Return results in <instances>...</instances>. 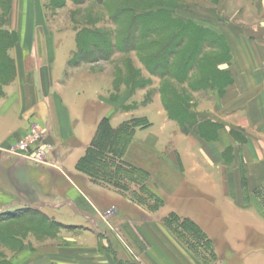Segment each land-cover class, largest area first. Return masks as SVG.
Wrapping results in <instances>:
<instances>
[{"label": "rangeland", "instance_id": "rangeland-1", "mask_svg": "<svg viewBox=\"0 0 264 264\" xmlns=\"http://www.w3.org/2000/svg\"><path fill=\"white\" fill-rule=\"evenodd\" d=\"M54 2L50 3L53 6L47 4V24L53 31H38L36 38L30 36L27 44L30 49L37 43L45 45L41 50L47 55L46 59L51 57L52 44L62 40L74 45L65 76H88L90 84L84 83L81 87L100 90L98 99H87L93 103V109L88 108L84 114L86 122H95L98 118L100 122L87 148L61 145L64 141L56 137L53 120H39V117H30L33 120H27L21 134L16 135L9 146L0 147V171H4L7 191L13 195L0 197V264H42L46 261L44 254L52 258L54 254L72 250L69 235L88 232L86 221L79 224L58 218H70L71 211L68 206L63 207L65 204L61 206L62 212L56 211L52 202L72 195L59 196L54 191L57 186L107 187L121 192L122 195L109 196V201L104 197L102 205L95 203L97 208L104 209L100 212L85 197L79 196V203L89 214H97L99 218L103 214L105 220L101 217V225L105 229L107 222L132 220L138 223L154 219L163 227L159 228L163 234L174 237L201 263L243 264L241 253L232 250L225 240L231 229L215 225L220 219L235 217L233 212L216 213L214 196H206L205 201L190 205L196 209L197 203L206 204L203 210L194 213L201 218L200 222L191 220V214L183 210V201H188L185 198L191 187L185 180L186 174L189 170L197 173L203 169L193 163H182L177 151L170 148L171 144L179 143L181 132L202 144L218 141L216 149L220 145V157L214 156L213 150L207 153L210 150L201 145L206 155L214 156L215 160V167L207 172L219 176L217 180L207 177L203 187L207 193L213 192L220 178L225 177L223 184L232 190L231 198L240 209H247V212H237V220L264 221V179L261 178L264 164H245L239 159L243 152L240 145L247 142L245 132L232 129L220 140L224 123L217 119L198 121L192 113L201 106L200 102L211 98L216 88L223 89L227 84V73L216 66L229 59L224 39L193 21H183H190L180 14L183 0ZM2 18L0 11V27L5 30L0 31V98H6L5 88L17 75L11 50L21 46V36L18 31L8 30V18L1 24ZM144 31L154 32L144 38ZM60 35L62 38L57 41ZM173 36L174 44L167 51L173 47L176 56L167 58L163 53L153 57L155 50L164 48ZM150 42L154 47L147 46ZM192 51L199 53V59L193 58L184 69L183 61ZM44 54L41 55L44 57ZM26 58L33 64L39 61L38 56L32 58L30 54ZM80 90L83 91L80 88L78 93ZM100 107L102 111L97 114ZM149 118L157 121L153 131L156 134L145 136L137 132L134 123ZM165 123L168 126L161 136L160 127ZM36 126H40L36 136L43 134L47 139L43 147L46 159L41 161L34 159L33 152L25 157L26 151L21 145L25 138L35 137L32 129ZM167 140H171L168 148ZM255 145L259 150L256 141ZM260 152L264 154V149ZM11 198L24 205L16 211L7 210L9 204H4ZM98 199L102 202L100 196ZM195 199L190 197L188 203ZM165 205L180 211L172 212ZM258 228L248 229L255 231L250 235L252 245L243 242L247 230H233L240 252L250 251L252 246L264 256V243L259 239L264 236V227ZM113 232L122 235L116 228ZM39 253L44 255L42 261ZM263 256L255 258L254 263L264 264Z\"/></svg>", "mask_w": 264, "mask_h": 264}, {"label": "crops", "instance_id": "crops-1", "mask_svg": "<svg viewBox=\"0 0 264 264\" xmlns=\"http://www.w3.org/2000/svg\"><path fill=\"white\" fill-rule=\"evenodd\" d=\"M48 3L50 4L51 1L12 0V7L8 14V30L19 32L21 46L14 47L11 50L14 53L17 75L13 82L5 88L6 98H0V147L9 146L14 137L21 134L27 120H33L30 117L34 119L39 117V120L46 118L49 120L51 118L57 133L56 137L64 141V144L61 145H65V147L87 148L97 132L100 118L96 119L95 122L88 123L84 114L88 108L89 110L93 109V103H89L87 99H94V97L98 99L100 90L94 91L95 89L92 87L85 86L84 89L81 87V84H90L88 76H71L69 78L65 76L69 62L68 58L75 49L74 45L63 42L61 40L62 35H60L57 41L61 40V42L52 44L49 49V52H52L51 57L48 56L49 59H46L47 55L41 50L45 45L37 43L30 49L27 44L30 36L33 37L34 35L36 38L38 31H53L49 29L47 24ZM50 6L52 5L50 4ZM180 12L183 18L186 17L222 37L227 44L226 49L229 56L228 61L216 65L218 69L228 75L226 86L223 89L216 88L210 99L200 100L202 101L200 102L201 106L195 112L192 110V113L197 116L198 121L217 119L224 123L226 128L221 129L220 140L224 139L227 134L229 135L232 129L241 130L242 133L245 132L247 142L240 145L243 152L239 155V159L245 164H264V154L260 152V149H264V0H183V8ZM42 52L44 57L41 55ZM27 54H30L32 58L38 56L39 61L33 64L32 61L27 60ZM80 88L83 91L80 90L78 93ZM97 104H99L98 101ZM101 111L102 108L100 107L97 114H100ZM166 123L163 127H160L161 136L162 132L166 131L164 127L169 124ZM134 124V128L138 130L137 132L145 134V136L156 134V132H153L157 128V121L154 118L145 119ZM178 138L179 143L176 145L171 144L170 148L177 151L182 163H193L198 168L203 169V172L197 173H192L189 170L186 174L185 180L192 188L190 187L188 190V198H185L188 201H183V210L191 214V220L200 222L201 218L194 213L203 210L206 204L203 202L197 203L199 207L196 209L190 205L195 201H205L206 196H214L213 199L216 203H213V206L216 213L230 211L235 215L230 219L218 220L215 224L216 227H229L231 229L230 233L225 236L227 244L235 252L241 253L240 258L243 260V264H255L254 259L262 258L261 253L263 252L254 251L252 246L250 251L240 252L241 249L235 245L238 240L232 233L235 228L247 230L243 242L246 245H252L253 239H250V235L255 231L251 230L249 232L248 229L262 228L264 227V221L249 219L240 222L237 220V212H247V209H240L236 200L231 198L233 197L231 196L232 190L225 188L223 184L225 177H223L224 180L220 178L221 182L219 181L213 192L207 193L203 187L204 180L207 177L214 180L219 179V176L215 173L210 174V172H207L210 168L215 167L213 157L216 154L220 157L221 151L218 150L220 145L216 149L219 142L213 141L202 144L200 141L191 140L189 135L183 132ZM255 141L260 145L259 150L255 145ZM170 142L171 140H167V145ZM201 145L210 150L207 153H211L213 150L212 152L215 155H206ZM230 145L231 143L227 146ZM217 162L221 163V160L218 159ZM3 174L4 171H0V197H11L13 195L7 191L9 186L4 182ZM10 175L17 176L15 173ZM11 176L9 180H12ZM261 178L264 179V175H261ZM54 189L59 196H73L52 202L53 209L56 211L62 212L66 206L71 211L70 218L66 216H58V218L72 220L76 223L80 222L79 224L86 221L84 224L87 225L88 232L82 234L70 233L69 241L72 244V250L54 254L52 258L49 257L50 255L44 254L46 260H44V263L204 264L180 246L174 237L167 233L163 234V231L159 230L163 227L157 220H144L138 223L132 220H118L113 223L107 222L108 227L105 229L101 225L103 219L105 220L103 214H101L103 219L99 218L97 214H89L79 203V196H83L96 211L100 212L104 209L97 208V205L103 204L104 197H107L105 201H109V196L122 195L121 192L116 190V193L115 190L107 187L95 188L91 186L85 189L78 186H57ZM99 196L102 202H99ZM190 197H196L197 199L188 203ZM11 201L12 198L7 199L4 204L6 206L9 204L7 206L9 211H16L17 207L24 205L15 203L16 200L14 199ZM63 204H65L64 208L61 207ZM165 206L167 210L172 212L178 213L180 211L177 208ZM107 209L105 210L107 211ZM201 224L204 225V222ZM201 224L198 225L202 226ZM114 227L121 230L122 235L114 233ZM259 239L264 243L263 235L259 236ZM44 255H38L40 260ZM30 263L34 264L33 262Z\"/></svg>", "mask_w": 264, "mask_h": 264}, {"label": "trees", "instance_id": "trees-1", "mask_svg": "<svg viewBox=\"0 0 264 264\" xmlns=\"http://www.w3.org/2000/svg\"><path fill=\"white\" fill-rule=\"evenodd\" d=\"M52 1V0H51ZM74 2H77L78 0H73ZM101 2H104V1H106V0H100ZM52 2H54V0L52 1ZM51 2V3H52ZM56 2V1H55ZM54 2V3H55ZM11 3H12V0H0V11L3 13V18H2V20H1V24H3V20L5 19H7L8 18V14H9V10H10V5H11ZM52 5V4H51ZM55 5V4H54ZM53 6V5H52ZM183 21H187V22H191V21H189V20H184L183 19ZM185 26H187V25H185ZM0 31L2 32V31H5L4 29H2V27H0ZM145 32V34L143 35L144 36V38H147V37H149V35L151 34V33H153L154 31H144ZM174 37L175 36H173V39L172 40H170L166 45H165V47L164 48H157V52H156V50H155V54H154V56L153 57H157V56H159L160 54H163V53H165L166 54V56H167V58L169 57H171V56H176V50L172 47V48H170L168 51H167V49L169 48V46H171V45H173L174 44ZM185 37V36H184ZM152 43L153 42H150V43H147V46H149L150 48H152V47H154V43H153V45H152ZM176 48V47H175ZM154 51V50H153ZM193 53H191V57L190 56H188V57H186L185 59H186V61H183V64H184V69L188 66V62L189 61H191L193 58H195V57H198V59H199V53L197 52V51H192ZM156 69H158V68H156ZM161 69H163V67H161ZM154 70H155V68H154ZM156 72V71H155Z\"/></svg>", "mask_w": 264, "mask_h": 264}, {"label": "built area", "instance_id": "built-area-1", "mask_svg": "<svg viewBox=\"0 0 264 264\" xmlns=\"http://www.w3.org/2000/svg\"><path fill=\"white\" fill-rule=\"evenodd\" d=\"M40 129V126H36V128H33L32 131H33V134H35V137L34 136H31V138H25L24 141L22 143L24 144H21L22 147H23V150L26 151L24 156L25 157H28L30 156V154L33 152L34 153V159H36L37 161H41L43 159H46V154H45V143H46V137L45 135L41 134L40 135H37L38 134V130ZM33 137V138H32ZM30 146L32 147V150L30 151Z\"/></svg>", "mask_w": 264, "mask_h": 264}]
</instances>
